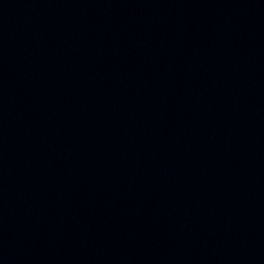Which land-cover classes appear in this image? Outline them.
<instances>
[{
  "label": "water",
  "instance_id": "1",
  "mask_svg": "<svg viewBox=\"0 0 264 264\" xmlns=\"http://www.w3.org/2000/svg\"><path fill=\"white\" fill-rule=\"evenodd\" d=\"M0 264H264V0H0Z\"/></svg>",
  "mask_w": 264,
  "mask_h": 264
}]
</instances>
